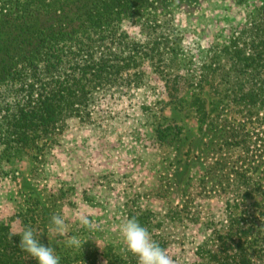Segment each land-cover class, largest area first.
<instances>
[{"label": "rangeland", "instance_id": "rangeland-1", "mask_svg": "<svg viewBox=\"0 0 264 264\" xmlns=\"http://www.w3.org/2000/svg\"><path fill=\"white\" fill-rule=\"evenodd\" d=\"M250 10L203 0L177 9L153 39L126 26L142 44L160 42L159 53L111 73L16 155L0 138V224L9 236L33 226L60 264H137L118 231L135 216L180 264L220 250L219 234L242 237L248 264H264V71L239 73L222 51ZM80 213L95 230L80 225ZM53 214L65 217L64 235L49 231ZM70 236L85 241L80 250Z\"/></svg>", "mask_w": 264, "mask_h": 264}, {"label": "trees", "instance_id": "trees-1", "mask_svg": "<svg viewBox=\"0 0 264 264\" xmlns=\"http://www.w3.org/2000/svg\"><path fill=\"white\" fill-rule=\"evenodd\" d=\"M201 1L0 0V138L7 141L5 148L16 155L32 146L57 127L67 110L88 103L89 92L111 73L138 67L159 53L160 42L142 44L126 26H137L153 39L162 22L170 25L177 9ZM236 1L251 10L247 24L222 51L233 69L257 75L264 71V0ZM247 92V97L254 95ZM23 218L29 223L25 212ZM148 222L165 225L163 220ZM8 231L0 224V264H37L17 246V238L9 240ZM234 238L219 234L220 250L205 249L200 264L250 263L245 240ZM165 242L159 243L163 247Z\"/></svg>", "mask_w": 264, "mask_h": 264}, {"label": "clouds", "instance_id": "clouds-1", "mask_svg": "<svg viewBox=\"0 0 264 264\" xmlns=\"http://www.w3.org/2000/svg\"><path fill=\"white\" fill-rule=\"evenodd\" d=\"M80 225L88 230H95L97 222L88 214L80 213L77 216ZM49 231L57 235H64L67 231L66 219L62 214H53L49 220ZM122 238L124 251L131 253L137 258V264H180L173 258L169 251L162 247L153 238V234L146 226H143L137 217L126 218L118 226ZM19 236L18 247L27 252L37 261V264H60V257L54 247L41 242L42 233L31 226H21L18 232H12L9 239ZM85 243L78 236H70L67 245L81 249Z\"/></svg>", "mask_w": 264, "mask_h": 264}]
</instances>
